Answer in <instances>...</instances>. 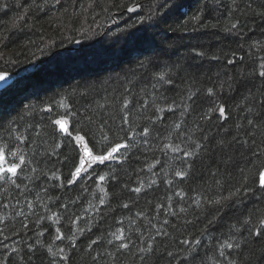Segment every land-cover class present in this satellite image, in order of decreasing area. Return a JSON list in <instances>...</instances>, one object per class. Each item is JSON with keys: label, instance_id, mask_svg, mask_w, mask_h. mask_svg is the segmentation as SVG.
<instances>
[{"label": "trees", "instance_id": "obj_1", "mask_svg": "<svg viewBox=\"0 0 264 264\" xmlns=\"http://www.w3.org/2000/svg\"><path fill=\"white\" fill-rule=\"evenodd\" d=\"M2 3L0 73L41 68L0 92V148L26 161L0 181V264H216L230 237L247 241L244 264H264V230L249 234L264 219V0ZM60 118L96 153L137 135L69 186L80 151ZM185 137L203 145L190 168L165 148Z\"/></svg>", "mask_w": 264, "mask_h": 264}, {"label": "snow or ice", "instance_id": "obj_2", "mask_svg": "<svg viewBox=\"0 0 264 264\" xmlns=\"http://www.w3.org/2000/svg\"><path fill=\"white\" fill-rule=\"evenodd\" d=\"M168 3L171 4L172 0H168ZM7 7H8L7 3L0 4V8H7ZM27 11H28L27 8L24 9L25 14L27 13ZM21 19H23V15L17 17L13 21V26H17L19 23V20ZM194 19L198 20L199 17H194ZM232 27L235 28L236 25L233 24ZM199 55H203V53H199ZM214 58L218 59V57H214ZM261 59H264V57H262ZM229 62H232V61H229ZM260 68L264 69V63L260 65ZM258 75L261 78H264V70L260 71ZM5 79H6L5 75L0 74V81H4ZM160 79L163 80L164 77L161 76ZM208 93L212 94V89H208ZM189 99H192V97L190 96ZM125 107H127V105H125ZM49 111H51V109H49ZM161 111H163V109H161ZM211 111H214V112L218 111L220 117L226 118L225 108L223 106H218L217 108L212 109ZM205 116L207 117V114H205ZM124 120L126 122L127 118L125 117ZM54 123L60 126V131L62 133L67 134L70 138L74 139V141L80 142L79 147L83 149V154L85 158L80 159L79 166L76 168V171L74 174L77 177H80L82 171H86V165L90 167L91 165L96 164V163L104 164L105 162H110L113 160L120 159V157L122 156L121 150L122 149L128 150L131 147L130 142L137 135L136 132L132 131L130 135L126 134L127 138L122 137L120 142L115 143V144L110 143L109 145H106L103 150H100L98 153H96L93 151V148L95 147V142H93L92 147H90L88 137L86 135L77 133L75 134V136H73V133L69 132V129L64 126L65 121H62L60 119H55ZM176 127L179 128L180 125L177 124ZM103 128L104 126L100 125V130L102 133H103ZM140 134L143 136H147L149 134L148 129L146 128L142 129ZM37 135H39V133H37ZM102 139L104 140L108 139L106 133L102 135ZM190 141H191V137H185L183 140H181V143H178L175 145H172V144L165 145L166 149L171 150V152L175 154L174 157L169 158V163H171L173 159H178L182 165L187 164L189 168L191 167L189 161L197 154L198 150L201 149L203 145L195 141H191L193 144V147L188 148L185 145H187ZM165 154H167V152ZM10 155L13 157V160L8 159V156H9L8 149L0 148V181L7 182L10 180L11 183L15 184L16 183L15 178L18 176L19 172L22 170V165H24L26 161L22 155L18 156V153L15 151H11ZM17 157H18V162H17ZM120 162L123 163V160L121 159ZM149 171H151V167L149 168ZM174 175L176 177H179L180 179H184L187 175V171L186 170H175ZM99 179L100 181H103L105 177L100 176ZM259 179H260L261 187H264V171L259 173ZM155 183H156L155 180L151 181V184H155ZM168 183H169V186H171L173 182L169 180ZM151 184L149 185V187H151ZM143 188H144V185L140 184L139 186L132 188L131 191L139 194L141 193ZM101 191H103V189H101ZM176 194L182 195L181 193H176ZM100 203L103 204L104 200L101 199ZM124 207L127 208L128 205L125 204ZM165 223H167V221H165ZM251 223H252L251 218L244 220V224H251ZM259 225H260L259 228L254 227V229L250 231L249 233L250 236L262 237L261 230H264V219L259 221ZM236 231L239 232L240 229L237 228ZM119 233L120 234L116 238L118 240L123 241L125 239L123 230L120 229ZM57 239H63L62 235H58ZM93 242L95 243V241ZM182 243L188 244L190 242L184 241ZM196 244H200V241H196ZM120 246L123 248L129 247L128 244L126 243L121 244ZM245 247H247V241H242L239 239H232L231 237L224 240L222 243L219 244V246L216 249V252L218 253V259L216 261V264H244L242 258H243V249ZM49 251H51V249H49ZM60 251H63V249H61ZM233 252H236L241 257L240 261H237L235 258L231 256ZM62 259H66V257H62Z\"/></svg>", "mask_w": 264, "mask_h": 264}, {"label": "water", "instance_id": "obj_3", "mask_svg": "<svg viewBox=\"0 0 264 264\" xmlns=\"http://www.w3.org/2000/svg\"><path fill=\"white\" fill-rule=\"evenodd\" d=\"M140 10H141V4H137V5H134L131 8H129V12L132 13V14H137V13L140 12ZM75 49H77V46L73 47L70 50L71 51H74ZM39 68H40V65H33V66L25 69L24 71H22L21 73H19L16 76H12V75H8V74H3V75H5L6 79L4 81H0V91H3L5 89H7L8 87H10L11 85H13L15 83V81H16L17 78H21L22 76H25V75L34 73ZM60 120L65 121V125L64 126L66 128H68L69 129V132H70L71 126H70L69 121L67 119H64V118H60ZM58 127H59V130H60V126L59 125H58ZM79 143L80 142H77L76 141V145H77V147H78V149H79V151L81 153L80 159H84L85 157H84V154H83V149L79 147ZM117 160H113V161H110V162H105L104 164H98V163H96V164L91 165L90 167L86 165V171H82L80 177H77L74 174L75 171H76V169H75V171L73 172L72 179H71V182H70L69 186H73L74 184H76L77 181H79L81 179V177L84 176L87 172H89L93 167H95L97 165L101 166V165L110 164V163L116 162Z\"/></svg>", "mask_w": 264, "mask_h": 264}, {"label": "bare ground", "instance_id": "obj_4", "mask_svg": "<svg viewBox=\"0 0 264 264\" xmlns=\"http://www.w3.org/2000/svg\"><path fill=\"white\" fill-rule=\"evenodd\" d=\"M137 4H139V3H135V4H133V5H131L129 8H131L132 6H134V5H137ZM129 8L125 11L127 14H129V15H131V16H135V15H137V14H139L140 12H141V10H140V12L139 13H137V14H132V13H130L129 12ZM141 9H142V7H141ZM118 24V21L117 20H115L114 21V25H117ZM75 46H77V49H75L74 51H71L70 49H72L73 47H75ZM81 49V46L79 45V43L77 42V43H75L74 45H72V46H69V47H67L66 48V50L67 51H69V52H71V53H74V52H76V51H79ZM33 65H40V68H41V63H33V64H31V65H28V66H26V67H24L22 70H20L19 72H17V73H10V72H1L0 74H8V75H12V76H16V75H18L19 73H21L22 71H24L25 69H27V68H29V67H31V66H33ZM40 68L36 71V72H38L39 70H40ZM36 72H34V73H36ZM34 73H32V74H34ZM28 75H31V74H28ZM28 75H25V76H28ZM25 76H22L21 78H17L16 79V81L17 80H19V79H22V78H24ZM15 81V82H16ZM6 90V89H5ZM4 91V90H3ZM0 92H2V91H0ZM69 121V120H68ZM58 126V125H57ZM58 129H59V127H58ZM71 130V129H70ZM60 131V130H59ZM61 132V131H60ZM63 134H65V133H63ZM75 143H76V141H75ZM77 146V145H76ZM78 148V147H77ZM122 151H123V149H122ZM80 157H81V153H80ZM79 165V164H78ZM98 166V165H97ZM73 175V174H72ZM72 179V178H71ZM71 182V181H70ZM78 182V181H77ZM70 184V183H69Z\"/></svg>", "mask_w": 264, "mask_h": 264}]
</instances>
